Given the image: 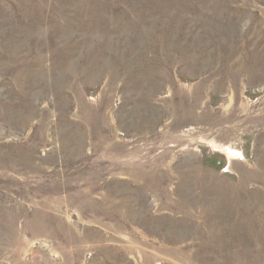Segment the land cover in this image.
<instances>
[{"label": "rangeland", "instance_id": "obj_1", "mask_svg": "<svg viewBox=\"0 0 264 264\" xmlns=\"http://www.w3.org/2000/svg\"><path fill=\"white\" fill-rule=\"evenodd\" d=\"M0 264H264V0H0Z\"/></svg>", "mask_w": 264, "mask_h": 264}]
</instances>
